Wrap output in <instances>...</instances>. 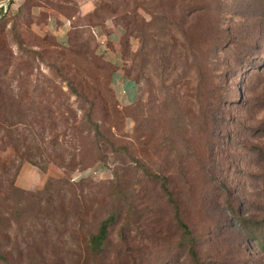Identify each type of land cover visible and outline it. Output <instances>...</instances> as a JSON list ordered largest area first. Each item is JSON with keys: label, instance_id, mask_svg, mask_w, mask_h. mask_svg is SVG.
<instances>
[{"label": "rangeland", "instance_id": "1", "mask_svg": "<svg viewBox=\"0 0 264 264\" xmlns=\"http://www.w3.org/2000/svg\"><path fill=\"white\" fill-rule=\"evenodd\" d=\"M100 1L15 0L0 15V264H192L160 182L135 160L111 199L60 187L83 173L72 162L90 103L71 85L89 76L111 121L119 104L100 51L110 31L139 84L110 140L169 178L210 264H264V0H138L144 37L121 34L116 16L91 20ZM138 123L154 134L146 153ZM101 146L105 162L85 176L112 181L121 162ZM110 207L121 220L92 254L86 239Z\"/></svg>", "mask_w": 264, "mask_h": 264}, {"label": "trees", "instance_id": "2", "mask_svg": "<svg viewBox=\"0 0 264 264\" xmlns=\"http://www.w3.org/2000/svg\"><path fill=\"white\" fill-rule=\"evenodd\" d=\"M15 0H11L10 4H12ZM30 2L31 0H23V2ZM59 6V5H58ZM141 6L138 0H101L100 3L95 7L96 9L90 15L91 20H104L106 15L116 16L115 22L117 23L121 34L123 32L127 33H137L141 35V37L146 36L148 26L147 21L141 17L138 12V8ZM63 8L59 6V9ZM4 6L0 7V15H2ZM97 25V24H95ZM113 34V31L109 32V37ZM120 38V36H117ZM71 40L68 37L69 41ZM58 46H63L68 48L65 43L57 42ZM102 56L105 58L104 54L101 53ZM121 54V53H120ZM122 57V54H121ZM67 60V59H66ZM107 62L110 63L112 69L110 73V83L112 86L114 72H115V65H113L108 59L105 58ZM123 65V61H122ZM124 69V65H123ZM125 71V69H124ZM126 75L136 81H138L128 75ZM92 84V80L87 76L83 78L82 84L79 86L82 87V91L76 88L75 85H71L72 90L77 93V95L81 96L85 100H88L90 103V108L84 114L83 123L81 126V133H85L84 140L80 141L81 144V152L80 159L78 162L73 160L72 164L77 165L78 169L82 170V176L79 178L76 183L71 182L70 180L64 181L60 187L65 189L64 187L69 186L70 191L77 190L79 196L82 198V201L86 204V201H90L88 198L89 194L92 196L95 193L101 194L102 190L106 191L108 198L111 199V186L116 185L120 186L123 180V175L126 174L124 170L133 169V166L129 163V159L135 160L139 164L140 167L143 168V172L146 174L147 178L154 182H160V189L168 198L169 203L172 204L174 208V221L176 222L177 231L179 232V247L180 250L184 251V255L188 256V259L192 264H210V260L204 259L202 254L198 248V242L196 236H194V232L186 223L180 213V207L177 201L174 199V193L169 187V178L166 176L161 175L159 172L152 171L145 164H142L140 160H137L138 157H133L130 154V148L127 146H116V144L111 141L110 137L107 134V129H111L112 126L117 127L121 123L123 119L122 109H120V103L116 104L114 107L115 115L111 121V113L107 107H103L101 101V91L96 87H90ZM114 91V89H113ZM115 94V91H114ZM116 96V94H115ZM117 98V97H116ZM118 100V99H117ZM138 100V99H137ZM119 102V101H118ZM137 102V101H136ZM135 102V103H136ZM134 103V104H135ZM133 105V104H132ZM103 114L104 119L97 118L99 114ZM138 127L135 133V142L141 147V151L146 153L143 146L147 147L150 145L151 140L154 134L146 132L143 130L142 123H138ZM148 140H147V139ZM147 140V141H146ZM105 141L108 143L110 148H112L113 152L117 154V159L121 162V165L115 169V176L114 179L108 181H94L91 179H87L86 172L92 168L98 167L103 164L104 158L102 155V146L101 142ZM83 146V147H82ZM127 156V157H126ZM106 167H103V170H106ZM102 170V169H100ZM102 170V171H103ZM68 184V185H67ZM52 186V184H50ZM122 193V192H121ZM106 216L100 220L98 224V228L95 231L89 232V237L86 239L88 250L92 254L102 255L106 244L107 238L109 237L111 225H114L116 222L121 220L122 214L118 208L112 209L111 207L105 212ZM88 215L89 210L85 209L82 215ZM179 255H183V253H179Z\"/></svg>", "mask_w": 264, "mask_h": 264}, {"label": "crops", "instance_id": "3", "mask_svg": "<svg viewBox=\"0 0 264 264\" xmlns=\"http://www.w3.org/2000/svg\"><path fill=\"white\" fill-rule=\"evenodd\" d=\"M4 2L5 0H0V7L3 5ZM58 26L59 24L57 20L55 18H52L51 28L57 30ZM112 39L119 40L115 32L110 37H108L110 43L113 41ZM100 51L113 65H115L112 88L115 91L119 103L123 106L134 104L138 99L139 84L126 75L123 69L122 57L120 52H113L111 49L109 52H103L101 49Z\"/></svg>", "mask_w": 264, "mask_h": 264}, {"label": "built area", "instance_id": "4", "mask_svg": "<svg viewBox=\"0 0 264 264\" xmlns=\"http://www.w3.org/2000/svg\"><path fill=\"white\" fill-rule=\"evenodd\" d=\"M3 6V5H2ZM100 44H101V50L103 52H109L110 51V48H109V43L108 41L106 40H100Z\"/></svg>", "mask_w": 264, "mask_h": 264}, {"label": "water", "instance_id": "5", "mask_svg": "<svg viewBox=\"0 0 264 264\" xmlns=\"http://www.w3.org/2000/svg\"><path fill=\"white\" fill-rule=\"evenodd\" d=\"M11 0H5V2L3 3V6H4V10H6L7 8H8V5H9V2H10Z\"/></svg>", "mask_w": 264, "mask_h": 264}]
</instances>
